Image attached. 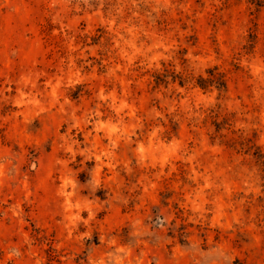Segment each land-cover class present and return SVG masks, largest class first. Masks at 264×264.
I'll list each match as a JSON object with an SVG mask.
<instances>
[{
    "label": "rangeland",
    "instance_id": "obj_1",
    "mask_svg": "<svg viewBox=\"0 0 264 264\" xmlns=\"http://www.w3.org/2000/svg\"><path fill=\"white\" fill-rule=\"evenodd\" d=\"M0 264H264V0H0Z\"/></svg>",
    "mask_w": 264,
    "mask_h": 264
}]
</instances>
